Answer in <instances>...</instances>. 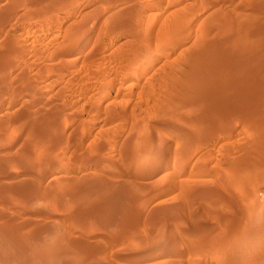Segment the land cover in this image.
Returning <instances> with one entry per match:
<instances>
[{
  "label": "rangeland",
  "instance_id": "374dc122",
  "mask_svg": "<svg viewBox=\"0 0 264 264\" xmlns=\"http://www.w3.org/2000/svg\"><path fill=\"white\" fill-rule=\"evenodd\" d=\"M262 198L264 0H0V264H264Z\"/></svg>",
  "mask_w": 264,
  "mask_h": 264
},
{
  "label": "bare ground",
  "instance_id": "6f19581e",
  "mask_svg": "<svg viewBox=\"0 0 264 264\" xmlns=\"http://www.w3.org/2000/svg\"><path fill=\"white\" fill-rule=\"evenodd\" d=\"M243 31V30H242ZM237 33V32H236ZM245 37V36H244ZM238 39V38H237ZM200 61V60H199ZM210 71V70H209ZM199 73V72H198ZM197 75V74H196ZM202 76V75H201ZM192 79H194V78H192ZM195 80V79H194ZM202 81V80H201ZM190 82H192V81H190ZM188 83V82H187ZM197 84V83H196ZM185 86V85H184ZM183 86V87H184ZM188 86V85H187ZM196 86V85H195ZM200 86H202V85H200ZM177 87V86H176ZM179 87V86H178ZM194 88V87H193ZM200 88V87H199ZM185 89H186V87H185ZM183 90V89H182ZM175 91V90H174ZM186 92V91H185ZM247 92V91H246ZM179 93V92H178ZM190 93V92H189ZM184 94V93H183ZM252 94V93H251ZM240 95V94H239ZM173 101V100H172ZM208 101V100H207ZM175 101H173V103H174ZM176 103V102H175ZM227 115V114H226ZM210 117V116H209ZM239 117V116H238ZM196 121V120H195ZM198 121V120H197ZM247 121V120H246ZM215 122V121H214ZM210 123H212V122H210ZM221 123V122H220ZM213 124V123H212ZM262 124V123H261ZM201 125H203V124H201ZM215 125V124H214ZM209 128V127H208ZM214 128H216V126L214 127ZM253 128V127H252ZM217 129V128H216ZM258 129V128H257ZM263 129V128H262ZM248 130H249V128H248ZM252 131H253V129H252ZM258 131V130H257ZM250 132V131H249ZM263 133V132H262ZM195 136V135H194ZM143 137V136H142ZM197 137H198V135H197ZM196 137V140L198 139ZM203 137V136H202ZM199 138H201V137H199ZM194 140V139H193ZM201 140V139H200ZM199 140V141H200ZM203 140V139H202ZM257 140V139H256ZM261 140V139H260ZM192 141V140H191ZM199 141L197 142V143H199ZM155 144H156V140L155 139H153V138H151V140H150V142L148 143V145H147V147H146V149H145V152L146 153H148L149 151H152L153 150V148L155 147ZM187 145V144H186ZM195 145V144H194ZM198 145V144H197ZM183 147H184V145H182ZM197 147V146H196ZM157 148V151H158V147H156ZM185 148V147H184ZM194 148H195V146H194ZM256 148V147H255ZM262 148V147H261ZM182 149V148H181ZM180 149V150H181ZM263 149V148H262ZM137 150V149H136ZM259 150V149H258ZM156 151V152H157ZM185 151H186V148H185ZM185 151H183L182 153H180V154H182V156H181V158H179V161H183L184 162V157H186V152ZM190 151V150H189ZM153 152V151H152ZM180 152V151H179ZM185 152V153H184ZM261 152V151H260ZM189 154V153H188ZM168 155H169V151H168V149H159V154H158V159H157V165L158 166H162V165H165L166 163H165V161L167 160V158H168ZM190 155V154H189ZM177 159V158H176ZM168 164V163H167ZM166 164V165H167ZM242 164V163H241ZM240 165V164H239ZM258 166V165H257ZM249 167V166H248ZM259 168V167H258ZM254 169V168H253ZM253 169H251V170H253ZM242 170H243V168H242ZM246 171V170H245ZM263 173V172H262ZM234 176V175H233ZM228 180V179H227ZM232 182V181H231ZM92 192V191H91ZM73 193V192H72ZM53 196V195H52ZM69 196V195H68ZM235 196V195H234ZM29 198V197H28ZM38 198V197H37ZM261 198V197H260ZM95 201V200H94ZM259 201H260V199H255V201H254V203H255V205L257 206V204H259ZM98 202H100V201H98ZM132 202V201H131ZM260 203H261V207H260V209H258V208H253V207H251V208H253L252 209V212H251V215H250V217L252 218H254V216H256V215H260V216H264V199L262 198V202L260 201ZM35 204V203H34ZM81 204V203H80ZM102 206V205H101ZM259 206V205H258ZM255 207V206H254ZM76 209V208H75ZM100 209V208H99ZM258 209V210H257ZM99 211V210H98ZM94 216V215H93ZM259 216V217H260ZM83 218V217H82ZM88 220V219H87ZM245 225V224H244ZM255 225H257V224H255ZM9 227V226H8ZM259 229V228H258ZM25 232V231H24ZM52 232V231H51ZM249 235V234H248ZM250 236V235H249ZM58 238V237H57ZM40 240V239H39ZM227 242V241H226ZM3 243V242H2ZM225 243V242H224ZM73 246H74V244H73ZM229 249H231V247H228L227 248V250H229ZM72 250V249H71ZM236 250V249H235ZM42 251V250H41ZM93 252V251H92ZM4 253V252H3ZM78 254V253H77ZM83 254V253H82ZM82 254H80V255H82ZM23 256V255H22ZM50 257V256H49Z\"/></svg>",
  "mask_w": 264,
  "mask_h": 264
}]
</instances>
